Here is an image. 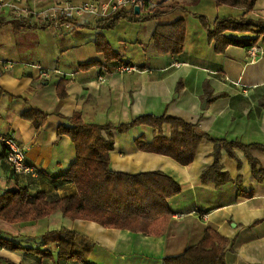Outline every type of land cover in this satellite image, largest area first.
<instances>
[{
    "label": "crops",
    "instance_id": "obj_1",
    "mask_svg": "<svg viewBox=\"0 0 264 264\" xmlns=\"http://www.w3.org/2000/svg\"><path fill=\"white\" fill-rule=\"evenodd\" d=\"M5 1L41 14L57 4L115 0ZM153 4L172 10L137 23L122 19L112 30H98L96 24L102 18L90 14L76 16L72 23L47 25L34 17L16 18L11 8L3 10L0 135L15 137L26 149L25 163L37 174H16L0 145V195L17 187L27 189L31 200L38 194L49 202L76 194L73 183H59L75 162L76 151L68 136L57 134L75 114L87 124L115 127L140 116L165 115L196 125L212 138L237 142L241 147L231 148V153L219 146V174L226 180L212 174L202 181V174L214 164L215 145L208 139L200 142L193 162L181 166L169 157L137 148V141L154 140L151 127L113 129L109 155L113 172L132 176L158 172L181 189L167 201L172 217L164 233L104 228L70 220L59 212L12 225L0 220V239L7 243L0 244V264H82L58 258L57 240L63 230L93 243L86 264H163L165 258L196 245L206 228L233 242L225 264H264V43L255 44L263 51L256 58L249 55V48L234 45L219 53L199 19L204 16L209 24L230 17L264 23V0H256L249 12L217 6L213 0H153ZM130 10L119 11L129 14ZM178 20H184L186 27L183 52L157 53L152 39L155 27ZM114 30L124 31L116 47L110 41ZM99 36H104L117 59L107 61L97 51ZM226 36L255 37L252 33ZM32 65L47 70L48 76H40ZM121 65L136 70L121 73L117 70ZM30 110L43 119L38 128L23 117ZM162 131L166 137L171 134L169 125Z\"/></svg>",
    "mask_w": 264,
    "mask_h": 264
},
{
    "label": "trees",
    "instance_id": "obj_2",
    "mask_svg": "<svg viewBox=\"0 0 264 264\" xmlns=\"http://www.w3.org/2000/svg\"><path fill=\"white\" fill-rule=\"evenodd\" d=\"M217 6L243 8L245 12L253 9L256 0H213ZM171 6H155L146 14H129L118 11L102 18L96 24L98 30H112L122 20L137 23L153 20L159 15L170 13ZM142 15V16H141ZM199 19L207 28L209 39L214 41L215 51L223 53L229 45L250 48L259 40L264 43V23L248 18H221L209 24L204 16ZM62 21L61 23H72ZM227 33H253L255 37L238 39L226 36ZM186 27L184 20L171 24H158L152 39L157 53L162 55H179L183 52ZM97 51L107 61L117 59L113 55L104 36L96 42ZM111 56V57H110ZM23 117L39 127L42 118L35 111L23 113ZM69 126L58 129V137L66 135L70 138L75 151L76 160L67 174L59 179V183H73L76 194L61 200L49 202L43 194L31 200L27 189L17 187L0 195V220L7 223H24L44 219L54 213L70 220H85L99 224L104 228L130 230L148 235L160 236L172 214L167 201L178 195L181 189L177 183L162 173H145L126 175L113 172L110 168V151L113 148L111 130L124 132L139 125L151 127L155 134L149 144L136 142L139 150L169 157L181 166L190 165L200 142L208 139L215 145L213 166L202 174V181L215 174L217 178H226L219 174V146L228 149L241 147L237 142L216 139L202 132L198 126L187 124L182 120L167 117L140 116L130 123L113 126L111 124H87L79 114L68 119ZM169 125L171 134L163 135V126ZM232 155V154H230ZM224 177V178H223ZM228 180V178H227ZM58 258L76 260L87 263L93 243L84 237L63 230L58 237ZM0 244H5L0 239ZM19 250L20 246H10ZM233 242L219 235L214 229L206 228L202 239L193 246L187 247L180 255L167 257L163 264H225V256L233 252ZM27 252L34 251L26 249ZM13 264V263H8Z\"/></svg>",
    "mask_w": 264,
    "mask_h": 264
},
{
    "label": "built area",
    "instance_id": "obj_3",
    "mask_svg": "<svg viewBox=\"0 0 264 264\" xmlns=\"http://www.w3.org/2000/svg\"><path fill=\"white\" fill-rule=\"evenodd\" d=\"M122 7H129L134 10L138 7L140 12H147L153 9V0H115L110 4H98L94 2H86L79 6H63L62 4H57L53 8L42 12L41 14H36L29 9H21L14 4L6 2L5 0H0V17L5 8L13 9L16 18H37L40 19L43 24H61L62 21H72L76 16L82 14H90L99 18H106L111 14L118 12ZM259 54H263V51L257 47L252 46L249 48V55L252 58H256ZM6 68L11 67V64H4ZM32 68L36 69L40 76L47 77L48 71L44 70L41 66L32 65ZM121 73H129L136 70L133 66L121 65L117 69ZM0 145L3 149V153L6 157L7 162L12 167L13 171L20 174H28L35 176L36 171L27 166L25 163L26 149L21 147L15 140V137L11 134L0 135Z\"/></svg>",
    "mask_w": 264,
    "mask_h": 264
},
{
    "label": "rangeland",
    "instance_id": "obj_4",
    "mask_svg": "<svg viewBox=\"0 0 264 264\" xmlns=\"http://www.w3.org/2000/svg\"><path fill=\"white\" fill-rule=\"evenodd\" d=\"M213 10V9H212ZM212 12V11H211ZM215 12V11H214ZM216 15V12L215 14ZM124 33V31L122 30H114L111 32L110 34V41L113 45V47H116L117 43H118V39H120L119 37H122V34ZM253 34V33H252ZM7 223V222H6ZM25 223V222H24ZM8 224H17V223H8Z\"/></svg>",
    "mask_w": 264,
    "mask_h": 264
},
{
    "label": "water",
    "instance_id": "obj_5",
    "mask_svg": "<svg viewBox=\"0 0 264 264\" xmlns=\"http://www.w3.org/2000/svg\"><path fill=\"white\" fill-rule=\"evenodd\" d=\"M139 12H140L139 8H138V7H135V8H134V13H135V14H139Z\"/></svg>",
    "mask_w": 264,
    "mask_h": 264
}]
</instances>
